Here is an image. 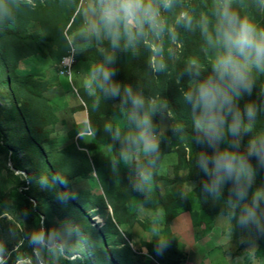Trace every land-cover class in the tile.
I'll use <instances>...</instances> for the list:
<instances>
[{
  "label": "trees",
  "instance_id": "trees-1",
  "mask_svg": "<svg viewBox=\"0 0 264 264\" xmlns=\"http://www.w3.org/2000/svg\"><path fill=\"white\" fill-rule=\"evenodd\" d=\"M92 1L94 7L95 0ZM5 2L10 16L0 21V86H7L5 97L11 107L0 111V157L7 158L12 171L25 173L18 189L25 204L32 206V199L43 195L61 213V228L47 217L43 220L41 230L51 246H38L42 258L48 264L54 256L56 264H181L184 255L173 231L178 216L185 211L191 213L194 224L200 226L199 215L212 220L229 214L233 211L232 203L239 202L231 191V182L223 185L218 196L203 190L208 177L198 160L202 153H211L212 149L200 142L202 133L197 131L195 115L185 99L192 83L197 84L212 74L217 49L207 42L202 23L206 21L209 31H214L218 0H174L170 10L160 9L164 21L162 33L157 35L146 27L143 35L129 42L121 29L117 47L112 46L111 37L103 30L98 34L80 29L72 31V44L76 49L89 43L76 54V59L90 62L91 72L99 65L114 71L115 75L105 87L113 82L111 86L119 87V95H110L99 84H93L92 91L82 90L90 136H78L79 130L75 127L60 143L52 137L58 119L46 96L50 80L45 78L44 70L27 72L20 69L19 63L36 56H48L52 67L57 62L60 64L61 58L71 50L65 28L70 22L71 28L82 20L81 0H33L34 7L27 0ZM231 7L242 18L264 28V0H232ZM181 13L188 14L190 25L177 22ZM32 24H37L39 31L32 30ZM175 42L181 49L173 58L169 50ZM251 80V94L244 93L237 100L241 112L246 104L257 107L251 130L242 135L247 144L264 135V72L253 69ZM129 88L133 94L144 98L142 111H147L151 117L153 134L159 131L162 113L171 114L172 126L160 134L155 152L127 161L142 145L129 140L139 132L131 120L132 106L126 91ZM8 122L14 126L7 128ZM88 152H92L91 157ZM170 154L179 156L178 170L186 168V173L177 174L176 179L198 183L194 191L195 204L187 196L175 198L161 190L162 184L168 186L174 182L160 174L164 157ZM250 162L255 183L264 186V166L255 158ZM93 172L97 173L100 184L93 182L92 188L72 191L74 180H90ZM142 173L148 174L146 183L141 180ZM57 177L62 183L57 182ZM42 179L48 182L45 192L40 189ZM255 183L242 205H250L253 193L264 189ZM140 184L143 187H137ZM245 206H239V217L231 228L235 237L242 238L241 248L249 245L256 233L254 223L242 225L239 222ZM140 207L164 212L165 238L162 240L167 247L162 254L155 251L161 239L149 242L148 254L141 256V251L137 252L123 237L124 234L132 242L134 236L128 229L140 223L137 219ZM262 207L264 200L260 201L256 212ZM36 211L42 212V206H36ZM91 211L94 212L91 214ZM93 214L103 217V226L92 224ZM70 223L76 224L86 235L92 257L85 258L70 250ZM55 240L58 244L53 247ZM13 258L18 261L26 256L19 251ZM32 259L35 261L33 256Z\"/></svg>",
  "mask_w": 264,
  "mask_h": 264
},
{
  "label": "clouds",
  "instance_id": "clouds-1",
  "mask_svg": "<svg viewBox=\"0 0 264 264\" xmlns=\"http://www.w3.org/2000/svg\"><path fill=\"white\" fill-rule=\"evenodd\" d=\"M27 2L35 6L33 0ZM231 3L232 0H218L214 31H209L206 21L202 23L206 40L217 49V54L212 63V74L190 88L185 93V99L195 115V127L202 133L200 142L212 149L211 153H202L198 160L199 167L208 177L203 190L218 196L223 185L231 182L234 196L239 201H245L253 183L251 159L255 158L264 166V135L251 139L246 152L234 150L239 149L242 135L251 130L257 114L254 104H246L241 112L237 100L244 93L251 94L252 70L264 72V28L242 18L232 9ZM173 4L174 0H95L93 12L97 19L91 27L97 34L101 30L106 32L111 37L112 46L117 47L121 29L129 42L143 35L146 27L157 35L162 33L164 21L160 9L170 10ZM0 5H3L0 21H4L10 16V9L5 0H0ZM177 22L190 25L191 18L187 13H181ZM114 75V71L99 65L92 70L85 83L89 88L99 84L110 95L118 96V86L105 87ZM126 91L132 106L131 120L139 130L138 135L129 137V140L133 144L142 143L146 153H153L158 144L153 135L151 117L147 111H142L145 100L133 94L130 88ZM229 136L232 138L229 148L220 149V144ZM56 180L62 183L59 177ZM141 180L146 183L148 174L142 173ZM41 183L47 186L48 182L42 179ZM137 187H143V184ZM262 200L264 189H258L252 195L251 204L242 210L239 220L242 225L255 222L256 210ZM30 243L45 248L51 246L43 233L33 234ZM166 247L167 243L160 240L155 251L162 254Z\"/></svg>",
  "mask_w": 264,
  "mask_h": 264
},
{
  "label": "rangeland",
  "instance_id": "rangeland-1",
  "mask_svg": "<svg viewBox=\"0 0 264 264\" xmlns=\"http://www.w3.org/2000/svg\"><path fill=\"white\" fill-rule=\"evenodd\" d=\"M93 8L92 0H81L79 9L82 13V20H79L75 26L73 25L71 28L70 22V24L65 28L64 32L69 36V40H67L69 42L68 45L70 46V49L72 46L74 47V44H72V40H74L72 31L78 32L77 30L80 29V31H85L91 34L94 33L91 25L97 17L94 15ZM31 28L32 30L39 31L40 27L37 24H32ZM88 44L89 43L85 46H78L77 49L74 47L76 54L88 47ZM180 49V45H177L176 42L173 43L172 48L169 50L171 52V56L175 58ZM38 57L40 56L32 57L31 59H39ZM42 57L43 56H41V59L44 58L47 59L46 61H51L48 56ZM60 64L57 62L53 67L51 64L47 69H44V75L50 79L51 75L58 74ZM84 64L91 65L90 62L79 61L76 59L73 71L76 69L77 80H75L73 75L72 80L70 79L72 82H67L68 86L72 85L76 87L74 89L70 88V94L74 98L75 103H77L79 108H82L83 111H85L86 108L83 103V99L81 98V91L86 89H90L92 91V87H87L86 83L83 82L85 76H81L77 73L79 69H82ZM21 65L23 67L21 69L27 72L34 70V68L31 69L33 66L32 64L22 62ZM78 75L81 77L79 80L80 82L78 81ZM111 84H113V82ZM111 84H109V87ZM195 85L196 83H192L193 87ZM6 90V85L0 86V111L5 110V108L8 110L11 107L9 99L5 97ZM67 96H69V94L65 97ZM52 107L56 112L57 119H59L60 116L62 117V115L67 114L64 111L67 109L71 110L70 108L74 106H70V103L66 101L64 107L55 104H53ZM85 120H87L86 123H88V117H86ZM71 122L72 120H58L55 133L52 135L53 138H57L58 143L63 141L64 137L75 128L74 124H70ZM61 124H64L65 126H62ZM13 126V123H7V128H12ZM84 126L86 127V125ZM171 126V114L162 113L159 119V131L157 134H153L155 141L157 142L160 134L170 129ZM231 139L232 138L229 136L225 142L221 143L219 146L220 149L223 150L229 148V141H231ZM62 144L65 145L66 142H63ZM247 145L248 144L243 141V137H241L239 149L234 150L244 153L247 150ZM147 154L148 153L143 150V145H141L133 156L127 157V161L132 160V158L136 160L142 159L147 156ZM18 155L22 160H26L23 154L18 153ZM88 155L91 157L92 152H88ZM177 164H179V156L176 154H170L164 157L163 163L160 167V174L174 180V182L172 181V183H169L168 186L162 184L161 190L163 192L165 190L170 192L175 198L187 196L194 203L196 200L194 191L198 183H185L176 179V176H178L177 174L183 176L186 173L185 166L182 170H178L176 168ZM24 175L25 173L23 171H12L11 164L7 158L2 156L0 157V264H48L47 261L42 258L38 246H34L30 243V237L33 234L42 233V223L46 217L51 221V223L61 228V213L58 209H55V206L46 197L42 195L36 199H32V206L25 204V202H23L20 198L18 195V189L20 190L19 184L20 181L24 180ZM93 182H98L100 184L96 172H93L90 180L83 178L74 180L72 182L71 189L73 192L80 189L86 190L94 186H92ZM254 183L255 178L253 177V184ZM255 184L260 185V188L264 187L260 183L256 182ZM40 189L41 192H45L47 190V186L42 185ZM242 202L243 201L232 203L233 211L227 215L217 216L212 220H208L207 218L199 215V221L201 223L200 226H196L194 224L191 213H186L185 211L178 216V218L174 221L173 231L179 239L178 245L181 247L184 255L181 264H264V207H262L260 211L256 212L255 222H251L256 226V233L252 237L249 245L241 248L240 244L242 238L235 237L231 231V228L234 225V220L239 217V206H245L242 205ZM38 205L42 206V212L36 211V206ZM194 208L196 210V207ZM109 211L111 212L110 209ZM92 212L94 211H91L90 213L92 214ZM90 218L92 224L94 225L103 226L105 223V220L101 215L93 214ZM137 219L140 223L133 226L131 230L128 229V232L131 231L133 233V243L130 242L124 234L123 237L137 252L141 251V256H143L148 254L146 248L149 242L165 238L163 234V231L165 230L164 212L152 211L150 209L140 207L137 212ZM124 229L125 228H123V230ZM69 231L72 233V241L69 243V246H71L70 250L83 254L85 258L92 257L93 252L89 248L90 245L88 246L87 244L88 240L86 235L72 223H70ZM59 236L60 235L54 236V239ZM57 244L58 240H55L53 247ZM19 251H22V254L26 256V259L14 261V254L19 253ZM32 256L35 261H33ZM50 263L56 264L55 256Z\"/></svg>",
  "mask_w": 264,
  "mask_h": 264
},
{
  "label": "crops",
  "instance_id": "crops-1",
  "mask_svg": "<svg viewBox=\"0 0 264 264\" xmlns=\"http://www.w3.org/2000/svg\"><path fill=\"white\" fill-rule=\"evenodd\" d=\"M46 60L47 59L39 58V59H31V60L29 59L28 61H21L20 62V69L23 68L21 65L22 62L23 63L25 62L26 64H32L33 66L31 69L34 68V70L35 69H39V70L40 69H43V70L47 69L51 65V61L49 62ZM75 70L73 71V74L71 76V80L73 78V75L75 77V80H77V78H76L77 74H76ZM77 73L81 76H85L84 81L83 80L82 81L86 82V80H88L90 78V75H91V65L84 64V66H82V69H79L77 71ZM79 75H78V81L81 79V77ZM45 78L49 79L46 76H45ZM49 80H50V83H49V87L46 91V96L52 102V104L64 107V105L66 104V101H68L70 103V106H74V107L70 108L71 110L67 109L66 111H64L67 114L62 115V117L60 116L58 120H61V121H65V120L71 121L72 120V122L70 124L71 125L74 124L75 126L74 125L73 126L79 130L78 136H89L90 135L89 125H88V123H86L87 120H85L86 117H88V114H87L86 110L83 111L82 108H79L78 104L75 103L74 98L71 96L70 88L74 89L76 87H74L72 85L68 86L67 82H72L70 80V78L68 79L67 77L60 76L58 73V74L51 75V78ZM67 94H69V96L65 97ZM61 123H63V122H61ZM61 125L65 126L64 124H61ZM84 125H86V127Z\"/></svg>",
  "mask_w": 264,
  "mask_h": 264
},
{
  "label": "built area",
  "instance_id": "built-area-1",
  "mask_svg": "<svg viewBox=\"0 0 264 264\" xmlns=\"http://www.w3.org/2000/svg\"><path fill=\"white\" fill-rule=\"evenodd\" d=\"M76 63V50L72 46L68 54L61 59L59 75L71 79L72 71Z\"/></svg>",
  "mask_w": 264,
  "mask_h": 264
},
{
  "label": "water",
  "instance_id": "water-1",
  "mask_svg": "<svg viewBox=\"0 0 264 264\" xmlns=\"http://www.w3.org/2000/svg\"><path fill=\"white\" fill-rule=\"evenodd\" d=\"M75 226H77L76 224H74ZM77 228L79 229V227L77 226ZM80 230V229H79ZM81 231V230H80ZM88 246H89V243L87 242ZM90 248V247H89Z\"/></svg>",
  "mask_w": 264,
  "mask_h": 264
}]
</instances>
